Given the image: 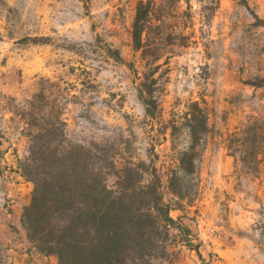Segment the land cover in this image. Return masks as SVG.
<instances>
[{
	"label": "rangeland",
	"instance_id": "obj_1",
	"mask_svg": "<svg viewBox=\"0 0 264 264\" xmlns=\"http://www.w3.org/2000/svg\"><path fill=\"white\" fill-rule=\"evenodd\" d=\"M140 1L0 0L3 264L26 253L23 264H58L33 250L21 221L33 190L20 171L30 146L23 108L44 89L47 112H63L70 142H103L120 162L169 166L189 136L181 131L175 145L161 134L141 97L145 81L165 120L193 100L210 116L198 195L172 211L192 227L191 245L172 229L166 257L153 264H264V0H151L146 50L160 56L152 68L132 37ZM243 142H257L258 161L251 153L237 163L234 150Z\"/></svg>",
	"mask_w": 264,
	"mask_h": 264
},
{
	"label": "trees",
	"instance_id": "obj_2",
	"mask_svg": "<svg viewBox=\"0 0 264 264\" xmlns=\"http://www.w3.org/2000/svg\"><path fill=\"white\" fill-rule=\"evenodd\" d=\"M151 12V0H141L132 37L136 50H145L143 58H149L152 68L160 56L146 50L144 35ZM110 51L123 61L118 50ZM143 85L146 113L161 124V134H170L175 145L181 131L189 136L186 146H178L172 165L144 159L120 162L103 142L93 147L70 142L63 112H47L52 102L44 89L35 93L29 110L23 108L30 146L20 171L33 183V190L21 221L40 255L56 256L58 264H153L166 257L172 229L191 245L192 227L172 211L185 209L198 195V161L209 131L208 108L193 100L177 119L167 121L152 85L146 81ZM244 132L249 135V130ZM259 152L257 142H243L234 155L237 163H246L251 153L258 161ZM193 247L200 254L199 245Z\"/></svg>",
	"mask_w": 264,
	"mask_h": 264
},
{
	"label": "crops",
	"instance_id": "obj_3",
	"mask_svg": "<svg viewBox=\"0 0 264 264\" xmlns=\"http://www.w3.org/2000/svg\"><path fill=\"white\" fill-rule=\"evenodd\" d=\"M33 248V247H32ZM33 250H34V248H33ZM27 254V253H26ZM26 254H22V255H18V256H16V258H15V264H23V258H25V255ZM22 256H24V257H22Z\"/></svg>",
	"mask_w": 264,
	"mask_h": 264
}]
</instances>
